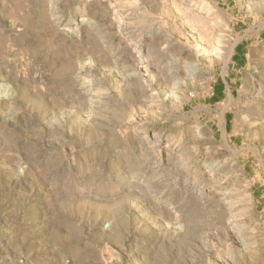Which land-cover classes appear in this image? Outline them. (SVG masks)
I'll use <instances>...</instances> for the list:
<instances>
[{
  "label": "rangeland",
  "instance_id": "1",
  "mask_svg": "<svg viewBox=\"0 0 264 264\" xmlns=\"http://www.w3.org/2000/svg\"><path fill=\"white\" fill-rule=\"evenodd\" d=\"M0 264H264V0H0Z\"/></svg>",
  "mask_w": 264,
  "mask_h": 264
},
{
  "label": "bare ground",
  "instance_id": "2",
  "mask_svg": "<svg viewBox=\"0 0 264 264\" xmlns=\"http://www.w3.org/2000/svg\"><path fill=\"white\" fill-rule=\"evenodd\" d=\"M211 24V23H210Z\"/></svg>",
  "mask_w": 264,
  "mask_h": 264
}]
</instances>
